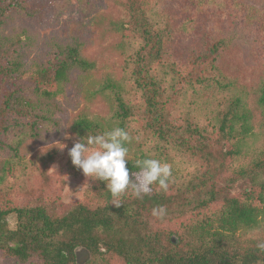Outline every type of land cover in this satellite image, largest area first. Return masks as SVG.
Masks as SVG:
<instances>
[{"label":"trees","instance_id":"16d2710c","mask_svg":"<svg viewBox=\"0 0 264 264\" xmlns=\"http://www.w3.org/2000/svg\"><path fill=\"white\" fill-rule=\"evenodd\" d=\"M149 1L127 0L126 18L97 19L103 30L119 34L115 49L128 66L133 87H125L114 76L101 77L96 91L110 96V119L80 109L69 131L78 141L89 133L125 129L131 137L125 145L130 179L139 171L137 159L168 163L162 158L168 155L166 149L201 169L179 184L172 173L167 191L154 184L142 198H136L131 188L113 197L105 182L94 179L86 202L61 215L41 203L14 202L16 194L27 190L28 170L44 176L38 162L45 167L51 161L50 153L32 162L20 156L23 140L13 136L14 122L27 119L33 135L39 123L53 120L51 114L61 110L55 97L64 93V86L96 74L98 64L82 54L84 41L74 35L69 42L54 43L45 62L24 67L26 30L3 32L14 14L25 10L24 1L0 0V151H12L0 159V255L17 264H82L79 250L87 253L83 264H106L113 257L125 264H264V250L257 248L264 242V81L257 89L261 118L254 131L245 94L231 91L233 83L214 64L227 43L224 37L214 35L203 51L185 61L171 60V46L192 39L211 0H162L172 7L161 10ZM206 61L209 69L203 67ZM198 89L214 90L207 121L196 108H188L190 104L183 106L186 95ZM132 90L139 91L140 100L131 99ZM253 136L258 142L250 147ZM238 158L245 161L232 168L229 180L248 183L244 197L214 186L216 176L231 168L227 163ZM217 201V209L206 214ZM161 205L167 214L185 218L177 230L149 223L151 210ZM9 214L15 218L13 227Z\"/></svg>","mask_w":264,"mask_h":264},{"label":"rangeland","instance_id":"374dc122","mask_svg":"<svg viewBox=\"0 0 264 264\" xmlns=\"http://www.w3.org/2000/svg\"><path fill=\"white\" fill-rule=\"evenodd\" d=\"M25 10L14 14V21L8 22L4 33L21 32L26 30L29 40L23 44L22 61L24 67L32 62L43 63L49 57L54 43L69 42L72 36L77 35L84 45L82 54L98 64V71L87 79H80V83H71L64 86V93L55 97L61 110L51 114V121L39 123L33 133L28 131V120L18 119L13 128V136H22L23 142L18 147V153L24 160L30 162L38 157L51 154V161L42 172L33 171L30 179L26 181L27 190L16 194L13 201L17 204H44L54 214L61 215L77 203L86 202V196L94 179L86 177L82 170L76 168L68 155V151L77 142L76 137L69 131L74 116L80 109H87L91 115L110 119V96L105 97L96 91L100 87L101 77L106 75L121 79L125 87L132 88L129 79L128 66L122 55L115 49L119 42V34L103 30L101 18L111 16L113 19L127 17V0H23ZM156 3H155V2ZM154 9L161 10L172 7L170 3L162 0H150ZM161 7V8H160ZM210 10L198 25L196 34L192 39L182 40L178 45L171 46V60L185 61L194 57L197 51H203L205 43L214 35L224 37L226 45L218 52L216 61L220 74L230 80L234 87L231 91H243L247 107L252 112L253 130L259 127L260 112L256 105L257 89L264 81V0H211ZM100 22L98 23V20ZM105 21L102 23L104 24ZM208 61L203 67L209 69ZM77 76L76 72L71 73ZM43 89V87H40ZM46 89L52 90L53 87ZM189 92L183 105L196 108L207 119L211 116L207 104L214 94V90H200ZM108 93V91H106ZM132 97L140 100L139 91L132 90ZM192 105V106H191ZM111 125L113 123L111 122ZM31 135H29V134ZM21 139V138H20ZM258 138L251 137L248 146L256 145ZM65 148L61 149L63 145ZM162 158L167 157L172 167L174 181L182 183L191 178L200 166L188 162L187 159L173 151H167ZM12 155V151H0V159ZM246 156H244L245 158ZM242 161H245L242 159ZM238 159L229 161L231 168L225 169L215 178L216 189H223L231 196L244 197V189H249L245 180L230 182L232 168L236 169L242 163ZM217 201L210 204L205 210L211 213L219 206ZM204 211V212H205ZM189 215V214H188ZM185 218L166 214L163 219L148 217L153 226H163L177 230ZM11 227L14 226L13 214L7 216ZM87 258L85 250H79L78 259L84 263ZM0 264H17L15 260L0 255ZM104 264V263H97ZM106 264H125L120 258L113 257Z\"/></svg>","mask_w":264,"mask_h":264},{"label":"clouds","instance_id":"9594fccd","mask_svg":"<svg viewBox=\"0 0 264 264\" xmlns=\"http://www.w3.org/2000/svg\"><path fill=\"white\" fill-rule=\"evenodd\" d=\"M131 137L120 127L105 131L102 134H88L81 137L68 151L72 164L82 170L86 177L105 182L106 189L113 197L125 194L131 188L136 198L148 194L155 184L159 189L167 191L172 176V168L166 163L154 158L137 159L135 167L139 169L130 179L126 162L129 149L125 146ZM63 148L66 145L62 144ZM117 207L120 204H115ZM167 214L164 206L151 210V215L163 219ZM257 248L264 250V242H259Z\"/></svg>","mask_w":264,"mask_h":264}]
</instances>
